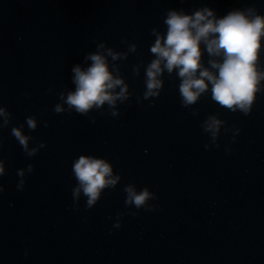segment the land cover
I'll return each instance as SVG.
<instances>
[{
	"label": "water",
	"instance_id": "95a60500",
	"mask_svg": "<svg viewBox=\"0 0 264 264\" xmlns=\"http://www.w3.org/2000/svg\"><path fill=\"white\" fill-rule=\"evenodd\" d=\"M205 6L218 16L249 6L264 15V0H0V103L13 117L0 131L7 173L0 178V264H264V94L249 116L210 96L193 115L181 106L179 79L166 73L159 99L136 100L144 69L139 77L132 69L153 59L151 30L166 31L169 9L192 14ZM124 40L138 52L118 62L136 94L119 106L121 117L94 111L93 124L75 112L55 114L57 93L74 90L72 66L98 41L127 51ZM217 113L241 131L233 143L222 129L220 147L205 150L210 137L201 123ZM29 116L41 122L36 131L25 123ZM21 124L35 138L31 146L47 145L33 158L11 135ZM80 155L108 160L122 180L90 210L82 197L77 211L72 164ZM29 164L35 171L18 191L17 170ZM127 184L155 193L157 211L126 208ZM118 213L122 227L114 229Z\"/></svg>",
	"mask_w": 264,
	"mask_h": 264
},
{
	"label": "clouds",
	"instance_id": "9594fccd",
	"mask_svg": "<svg viewBox=\"0 0 264 264\" xmlns=\"http://www.w3.org/2000/svg\"><path fill=\"white\" fill-rule=\"evenodd\" d=\"M163 24L165 32L158 28L151 30L154 38L150 45L153 57L147 64L143 62L133 66L132 72L140 76L144 69L145 90L137 96L138 104L144 101L159 99L164 89V76L175 75L179 79V95L181 106L194 110L202 97H209L220 108L231 113L251 115L259 95L264 94V66L261 54L264 53V15L255 6L243 9L229 10L225 15L218 16L210 7H202L187 14L183 9H169L166 11ZM127 51H116L107 46L106 42H96V49L84 56L83 64L77 63L71 68V82L74 90L65 89L57 93L59 103L52 111L55 114H76L87 117L91 123H96L92 112L101 115L108 114L113 118H120V105L128 104L136 95L130 91L129 84L124 78L118 62L127 61L129 54L138 52V45L124 40ZM205 54L207 59L205 61ZM49 94L53 89L48 90ZM107 105V113L104 109ZM154 104L149 103L148 107ZM12 114L0 103V131L12 124ZM29 131H36L39 122L35 116H29L25 121ZM44 127H49L43 122ZM203 132L210 137V143L204 145L205 150L219 148L217 142L221 130L232 134V142L240 134L235 126L227 127V122L219 118V113L209 115L201 123ZM11 135L22 147L26 157L33 158L47 145L38 142L31 146L34 137L25 135L24 124L11 127ZM3 142L0 140V150ZM226 154H231L230 146L225 148ZM34 166L29 164L25 169L17 170L19 177L16 188L23 191L26 177L33 174ZM72 172L76 186L72 189L74 210L79 211V202L85 199V210L94 208L101 200L103 193L109 189H116L122 177L116 174L113 165L106 159L90 155H80L72 164ZM6 162L0 159V178L6 175ZM5 187L0 183V195ZM125 207H135L137 211H157V205L150 203L158 199L155 193L147 187L137 190L135 184L124 186ZM129 215L136 216L137 212ZM123 213H118L114 229L122 227ZM112 219V217H108ZM25 256L29 255L25 251Z\"/></svg>",
	"mask_w": 264,
	"mask_h": 264
}]
</instances>
